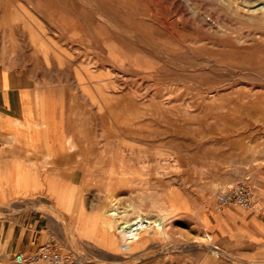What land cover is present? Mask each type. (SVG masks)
Returning <instances> with one entry per match:
<instances>
[{
	"label": "rangeland",
	"instance_id": "rangeland-1",
	"mask_svg": "<svg viewBox=\"0 0 264 264\" xmlns=\"http://www.w3.org/2000/svg\"><path fill=\"white\" fill-rule=\"evenodd\" d=\"M6 64L99 108L103 177L84 186L105 210L87 221L94 240L71 244L84 264H264V240L224 217L255 209L218 204L264 169V0H0ZM118 207V227L140 212L165 221L129 247L108 227Z\"/></svg>",
	"mask_w": 264,
	"mask_h": 264
},
{
	"label": "crops",
	"instance_id": "crops-1",
	"mask_svg": "<svg viewBox=\"0 0 264 264\" xmlns=\"http://www.w3.org/2000/svg\"><path fill=\"white\" fill-rule=\"evenodd\" d=\"M49 84L24 67H0V264H17V254H32L46 245L74 253L72 243L85 246L94 240L88 219L104 215V197L96 192L98 196L89 200L94 192L84 186L94 174L103 177L105 140L99 108H92L93 117L73 101L71 91ZM248 184L257 196L256 214L248 219L247 214L227 210L224 217L243 238L263 242L264 169L248 178ZM25 205L41 210L10 214V209ZM100 223L104 227L102 218ZM110 234L101 229V237ZM114 258L104 260L116 263Z\"/></svg>",
	"mask_w": 264,
	"mask_h": 264
},
{
	"label": "built area",
	"instance_id": "built-area-1",
	"mask_svg": "<svg viewBox=\"0 0 264 264\" xmlns=\"http://www.w3.org/2000/svg\"><path fill=\"white\" fill-rule=\"evenodd\" d=\"M220 209L238 206L246 210L255 209L257 196L253 188L247 183H240L220 192L218 195ZM17 264H84V256L75 253L64 254L52 246H42L32 254L24 252L15 256Z\"/></svg>",
	"mask_w": 264,
	"mask_h": 264
},
{
	"label": "bare ground",
	"instance_id": "bare-ground-1",
	"mask_svg": "<svg viewBox=\"0 0 264 264\" xmlns=\"http://www.w3.org/2000/svg\"><path fill=\"white\" fill-rule=\"evenodd\" d=\"M119 205H121V204H119ZM119 207L105 211L106 212L105 214L107 216V220L109 219L108 220V227L110 228V230H114L115 228H118L119 231L121 232V234L124 235V239H126V242H127L129 247H130V245H132V243L138 244V242L140 241L139 235L141 234L142 231L151 232L152 230H154L155 227L160 228L161 224L165 221V215L159 216L158 217L159 219H153V218H150L145 213L140 212V213H137L134 217H132L131 221H128V222L124 223L123 225H121L120 227H118L117 221L120 219L121 215L124 216L125 219L128 216V209H127L128 207L127 206H126L127 208L125 207L127 210H125V209L121 210L122 208H119ZM120 222H122V221H120ZM163 235H164V233H163ZM206 237L208 238V240H211V238H212V236L210 234L206 235ZM206 237H204V238H206Z\"/></svg>",
	"mask_w": 264,
	"mask_h": 264
}]
</instances>
